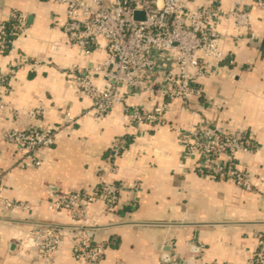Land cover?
Here are the masks:
<instances>
[{
	"label": "crops",
	"instance_id": "obj_1",
	"mask_svg": "<svg viewBox=\"0 0 264 264\" xmlns=\"http://www.w3.org/2000/svg\"><path fill=\"white\" fill-rule=\"evenodd\" d=\"M234 1L190 0L189 6L214 4L228 10ZM244 4L251 21L242 31L229 26L222 45L232 63L201 80L203 97L191 101L195 113L174 100L164 125H137L120 105L103 119L84 114L89 99L71 88L60 71L70 64H100L107 54L103 40L102 47L91 52L70 46L61 27L64 7L52 1L0 0V22L13 11L26 16L25 34L15 39L8 53L0 54V72L15 69L8 91L0 83V104L7 106L0 108V135L26 128L27 112L35 108L44 110L40 123L45 126L62 123L68 116L76 119L50 148L39 151V167L22 168L15 148L0 143L2 198L32 205L7 210L0 202V264L74 262L72 235L52 258L37 257L34 249L21 252L17 241L35 228L69 226L71 212L50 210L47 200L51 195L93 191L102 169L112 162V141L122 136L129 139L128 150L116 160L117 170L106 174L123 187L115 213L102 214L97 198L85 221L94 227V240L106 247L100 264H167L173 249L186 264H247L258 236H264V9L256 0ZM95 81L101 83L99 75ZM128 101L151 109L160 99L143 94ZM205 121L250 139L255 150L240 153L238 167L260 181L258 189L248 192L231 180L193 170L197 157L183 156L177 136ZM136 181L140 187L135 191L131 187Z\"/></svg>",
	"mask_w": 264,
	"mask_h": 264
},
{
	"label": "built area",
	"instance_id": "obj_2",
	"mask_svg": "<svg viewBox=\"0 0 264 264\" xmlns=\"http://www.w3.org/2000/svg\"><path fill=\"white\" fill-rule=\"evenodd\" d=\"M49 1L64 7L66 20L61 27L70 46L91 52L102 47L100 40L105 42L107 54L100 64L93 67L70 64L60 68L70 87L89 99L90 107L84 114L103 119L120 105L123 113L137 125H164L174 100H180L183 108L194 114L191 101L203 97L201 80L222 73L232 63L222 45L229 26L242 31L251 21L244 0H235L228 10L214 4L191 7L190 0ZM256 5L264 9V0H256ZM137 12L143 15L136 18ZM25 32V14L13 11L7 20L0 22V54L8 53L15 39ZM14 75L13 68L0 72V83L7 91ZM97 75L100 84L95 81ZM143 94L159 97V104L146 109L128 101L130 96ZM0 108L7 109V106L1 103ZM43 115V109H31L27 112L26 128L9 129L0 135V143L11 144L20 155L22 168L39 167L42 163L39 151L50 148L60 133L76 122L68 116L62 123L45 126L40 123ZM177 140L183 146L184 157H197L193 170L210 178L231 180L248 192L258 189L260 181L238 167V155L255 150L242 133L205 121L179 131ZM128 144L126 136L112 141V162L102 169L101 180L93 191L77 190L60 198L49 197L50 210L71 212L69 226L62 230L48 226L29 230L17 241L18 250L30 254L34 249L37 257L52 258L72 235V264H100L106 247L94 240V227L85 221L89 207L97 198L102 201V214L115 213L123 187L106 178V174L117 170L116 160L127 152ZM3 176L0 169L1 205L7 210L30 209L29 202L2 198ZM139 187L140 182L136 181L131 188L136 191ZM167 264L186 263L173 249ZM247 264H264L263 235L258 236L257 249Z\"/></svg>",
	"mask_w": 264,
	"mask_h": 264
},
{
	"label": "water",
	"instance_id": "obj_3",
	"mask_svg": "<svg viewBox=\"0 0 264 264\" xmlns=\"http://www.w3.org/2000/svg\"><path fill=\"white\" fill-rule=\"evenodd\" d=\"M142 15H143V14L140 13V12H137V13L135 14L136 18H139V17L142 16Z\"/></svg>",
	"mask_w": 264,
	"mask_h": 264
}]
</instances>
